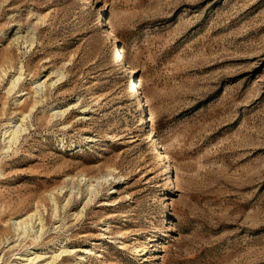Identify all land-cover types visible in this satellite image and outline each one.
Listing matches in <instances>:
<instances>
[{"label": "rangeland", "instance_id": "1", "mask_svg": "<svg viewBox=\"0 0 264 264\" xmlns=\"http://www.w3.org/2000/svg\"><path fill=\"white\" fill-rule=\"evenodd\" d=\"M108 171L76 214L79 173ZM62 244L48 264H264V0H0V264Z\"/></svg>", "mask_w": 264, "mask_h": 264}, {"label": "bare ground", "instance_id": "2", "mask_svg": "<svg viewBox=\"0 0 264 264\" xmlns=\"http://www.w3.org/2000/svg\"><path fill=\"white\" fill-rule=\"evenodd\" d=\"M120 56H121V54L118 53L117 57L119 58ZM22 70H23V65L20 64L18 69H17V73L13 74L11 76V78H10L8 91H11V90H13L15 88V86L17 85V83L21 79ZM130 71H134V68L130 67ZM59 74H60V76L58 77V79L63 76V72H59ZM44 81L45 80H43L42 82H39L38 84H36V86H34V87H36L35 88L36 92H38V90L41 89L43 87V85H45ZM135 87H136V85L132 83V89L131 90L135 91L134 98H133V103H134V105L137 106V104L138 105L142 104L143 96H142V92L138 91V89L135 88ZM37 102H38V99L36 98L34 100V102L31 104L29 112L23 111L21 113V115L18 117V122L12 124V120L9 119L8 121H6L4 123V126L2 127V129H3V131H2L3 140L7 139L8 146H10L11 143L16 142L18 140L20 134L24 130L27 129V120L30 118L32 111L36 108V103ZM77 104H78V101H76L73 105L75 106ZM141 106H143V104ZM69 107H67V108H59L57 110H54L52 112V116H58V115L62 116L63 114H65L66 110ZM148 129H149V133L146 134V137H147L148 140H150V139L153 140L152 146L155 149V148H157V140L155 138V132H154L152 127H149ZM156 151L158 152L159 149H156ZM158 157H160V159H161V162L159 163V165L163 164L165 166V168L163 170V173L168 172L166 178H169V183H173L174 184V189H178L179 187H178L177 179L173 176V174L170 173L171 170H168L169 164L167 163V160H165L166 154L164 152H160L159 151L158 152ZM112 178L115 179V176H113L111 171H108L107 173H102L99 176H88L85 172L79 173V177H78L79 184L77 186V189H78L77 193L81 192V186L80 185L84 186L85 190L87 191V193H86L87 194V199H86L85 203L83 204V206L80 208V210L78 212H76V214L81 215L83 213V211H84L85 205L90 203V202H92L95 199V197L101 191L100 189L103 186V184H105V183L111 184V183L114 182V181H112ZM114 186H115V183L112 184L110 187H108V189H106L105 191L108 190V192H111L114 189ZM74 187L75 186L68 187L69 188L68 197H66V201L64 203V206L69 202L70 198L74 195V193H75L73 191ZM63 188H64V185H61L57 189L49 192L50 200H51L52 206H53V214L54 215H56V212H57V209H58L56 193L57 194H62L65 191V190H63ZM105 191H103V193H104L103 194V200H104L103 204H105V205H113L115 203L113 196L112 197H107L108 195L107 196L105 195L106 194ZM115 192H117V188L114 190L113 193H115ZM13 224L15 226V229L18 231V234L20 232H22L23 234H29V231H33L34 230V226L38 225L39 227L36 229L35 232H36V234L38 232L40 234V232L44 228L43 214H42L41 210L38 207H36L34 210L26 212L22 216H20L18 218H15L14 221H13ZM68 250H69V248L67 246H65L64 244H62V245L59 246L57 252L53 251V253H51L49 255V260L43 261L41 263L42 264H48L49 261L52 263L61 254L68 252ZM16 257L21 261V264H35L36 262H38L39 260H41L43 258L46 259L45 255L42 256V253H38L36 250L27 251L25 253H20Z\"/></svg>", "mask_w": 264, "mask_h": 264}, {"label": "built area", "instance_id": "3", "mask_svg": "<svg viewBox=\"0 0 264 264\" xmlns=\"http://www.w3.org/2000/svg\"><path fill=\"white\" fill-rule=\"evenodd\" d=\"M112 192V191H111ZM108 193V192H107ZM111 194V193H110Z\"/></svg>", "mask_w": 264, "mask_h": 264}]
</instances>
